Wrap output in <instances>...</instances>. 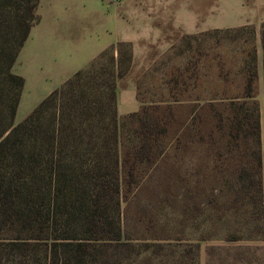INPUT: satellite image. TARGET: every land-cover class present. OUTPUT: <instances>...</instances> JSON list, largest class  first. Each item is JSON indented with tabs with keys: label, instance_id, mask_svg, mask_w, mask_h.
<instances>
[{
	"label": "rangeland",
	"instance_id": "1",
	"mask_svg": "<svg viewBox=\"0 0 264 264\" xmlns=\"http://www.w3.org/2000/svg\"><path fill=\"white\" fill-rule=\"evenodd\" d=\"M102 6L122 16L130 35L146 39L141 58L117 84L118 93L119 84L134 83L141 104L139 113L119 117L122 237L97 242L94 264H264V0H103ZM241 26L257 30L263 214L232 204L234 185L225 178L242 167L227 153L221 120L228 113L206 100L211 92L242 88L232 85L242 47L201 35ZM158 31L160 39L149 43ZM146 140L150 153L142 152ZM255 163L250 154L243 168ZM107 217L117 221L111 209ZM111 223L108 236L117 229ZM22 224L14 233L12 223L0 221V231L16 236Z\"/></svg>",
	"mask_w": 264,
	"mask_h": 264
},
{
	"label": "trees",
	"instance_id": "2",
	"mask_svg": "<svg viewBox=\"0 0 264 264\" xmlns=\"http://www.w3.org/2000/svg\"><path fill=\"white\" fill-rule=\"evenodd\" d=\"M38 7V0H0V221L12 223L14 233L23 221L16 236L0 231V264H94L97 242L122 237L117 84L133 66L132 44L105 50L15 124L25 79L13 68L39 22ZM201 36L242 47L241 76L236 72L232 78V85L241 82L242 88L211 92L206 100L229 115L221 120L226 149L242 167L225 178L234 185L232 204L238 212L244 206L263 214L257 30L241 26ZM260 38L264 68V23ZM150 146L144 141L142 152L150 153ZM250 154L256 163L248 170L243 163ZM110 209L117 221L108 219ZM110 221L117 229L108 236Z\"/></svg>",
	"mask_w": 264,
	"mask_h": 264
},
{
	"label": "crops",
	"instance_id": "3",
	"mask_svg": "<svg viewBox=\"0 0 264 264\" xmlns=\"http://www.w3.org/2000/svg\"><path fill=\"white\" fill-rule=\"evenodd\" d=\"M38 1L39 22L32 27L14 67V73L25 79L16 115L21 120L111 46L132 43L133 58H141V43L146 39L130 35L122 16H114L111 6L104 8L103 0ZM161 35L158 31L147 40L153 44ZM140 110L136 85L119 84L118 116Z\"/></svg>",
	"mask_w": 264,
	"mask_h": 264
}]
</instances>
